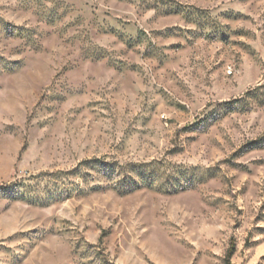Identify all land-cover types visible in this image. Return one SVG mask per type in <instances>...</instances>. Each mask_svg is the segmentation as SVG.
Instances as JSON below:
<instances>
[{
    "label": "rangeland",
    "instance_id": "obj_1",
    "mask_svg": "<svg viewBox=\"0 0 264 264\" xmlns=\"http://www.w3.org/2000/svg\"><path fill=\"white\" fill-rule=\"evenodd\" d=\"M0 264H264V0H0Z\"/></svg>",
    "mask_w": 264,
    "mask_h": 264
}]
</instances>
